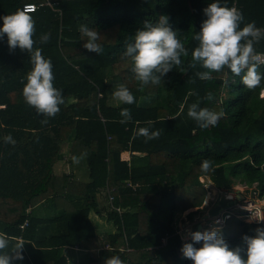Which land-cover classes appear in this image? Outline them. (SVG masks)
<instances>
[{
    "label": "trees",
    "instance_id": "16d2710c",
    "mask_svg": "<svg viewBox=\"0 0 264 264\" xmlns=\"http://www.w3.org/2000/svg\"><path fill=\"white\" fill-rule=\"evenodd\" d=\"M213 2L217 0H0V25L24 4L38 5L29 12L35 21L34 48L51 59L53 84L64 98L58 114L41 124L45 117L22 96L32 67L29 54L10 51L7 37L0 38V232L10 242H26L23 260L14 264H104L111 256L123 264H192L180 251L192 241L182 239L174 223L182 211L201 205L206 180L225 191L237 182H257L264 195V80L249 91L227 69L204 81L195 76L204 70L197 67L186 73L173 69L160 85L141 88L131 59L124 56L126 42L145 21L167 16L189 50V57H181L187 67L198 44L191 37L206 18L203 9ZM218 2L240 10L245 23L264 28V0ZM81 25L100 33L102 55L83 47ZM42 37L48 42L42 44ZM255 48L264 53V40ZM259 71L264 74V66ZM111 79L128 87L134 104L108 102ZM208 92L211 102L204 99ZM198 98L201 107L225 113L217 126L202 130L187 117L188 106ZM121 108L130 109V122H119ZM149 120L155 122L152 130L161 131L159 138L134 139L133 133L149 127ZM8 134L14 145L4 142ZM122 151L130 152L128 161L121 158ZM81 155L87 180L76 177L72 166L57 174L61 161L74 164L72 157ZM204 159L213 161L214 171L200 170ZM91 211L116 228L106 244L97 240ZM257 227L264 224L231 217L219 229L230 247H243L242 236L255 235ZM73 247L86 257L70 260L64 249Z\"/></svg>",
    "mask_w": 264,
    "mask_h": 264
},
{
    "label": "clouds",
    "instance_id": "9594fccd",
    "mask_svg": "<svg viewBox=\"0 0 264 264\" xmlns=\"http://www.w3.org/2000/svg\"><path fill=\"white\" fill-rule=\"evenodd\" d=\"M30 11L32 9L19 10L4 16L0 25V38L7 37L10 51L19 48L29 54L32 67L23 82L22 96L29 107L45 117L41 124H47L48 118L55 117L60 111L64 98L62 90L54 87L51 59L45 58L41 49L34 48L35 21ZM203 13L206 18L202 20L200 30L191 37L198 44L191 50L187 67L183 66L181 57H189V50L178 38L177 31L169 26L167 16H160L155 22L145 21L143 27L133 34L131 42H126L124 56L131 59L135 80L141 88L149 84L160 85L173 69L186 73L189 68L197 67L204 69L195 72L200 80L210 81L213 73L227 69L233 76H239L249 91L260 87L264 74L259 69L264 66V54L258 53L255 45L264 40V28L257 27L254 21L245 23L240 10L222 5L218 0L208 3ZM79 31L85 39L83 47L89 52L102 55L104 48L98 43L100 33L87 25H81ZM40 42L47 43L48 37H42ZM228 82L224 81L225 84ZM190 95L198 94L191 92ZM112 96L118 104L135 103L134 95L124 84L118 85ZM213 98L211 92L204 97L209 102ZM224 115L222 110L201 107L199 98L187 108V117L202 130L217 126ZM120 117V123L130 122V109L121 108ZM154 123L149 120V127H138L133 138L143 137L145 142L159 138L161 131L150 127ZM4 142L15 143L11 134L4 137ZM83 158V155L73 156L72 162L79 164ZM200 170L203 173L214 171L213 161L202 160ZM254 231L255 235L242 236L243 247H230L219 228L190 231L188 235L192 242L183 243L180 251L192 264H264V227H257ZM25 244L22 238L10 242L7 235L0 232V264H14V261L23 260ZM197 244L200 246L196 247ZM104 264H123V261L119 256H111L105 259Z\"/></svg>",
    "mask_w": 264,
    "mask_h": 264
},
{
    "label": "built area",
    "instance_id": "2783aa9c",
    "mask_svg": "<svg viewBox=\"0 0 264 264\" xmlns=\"http://www.w3.org/2000/svg\"><path fill=\"white\" fill-rule=\"evenodd\" d=\"M37 6L38 5L34 3H26L23 5L22 8L23 10L32 9L33 11L35 8H37ZM200 180L203 181V178L200 177ZM208 183L209 181L206 180L205 186L208 188V190L206 192V198L202 201L201 205L191 207L182 211L176 218L178 226L176 233H178L182 239L189 238L186 236V234H188L191 229H195L197 227L194 223H201L202 227L207 226L208 228H215L222 227L229 218L236 217L246 223L261 225L264 224L263 220H259L263 219L264 195L260 194L257 182H254L251 185H246L244 183L237 182V185L235 186V191H225L221 189H216L219 193L216 196V190H211L214 186H212L210 183V185L212 186L211 187L208 185ZM128 185H131L133 188L136 187V184L133 185L128 183ZM211 192L212 195L208 196V194H211ZM221 196H224L226 199L224 207H219L218 212L215 215H209L208 209L211 206L217 204ZM112 199L113 197L111 195H108L109 204H111ZM115 209L117 211H120V208L118 207H116ZM204 214H207V216L203 217Z\"/></svg>",
    "mask_w": 264,
    "mask_h": 264
},
{
    "label": "crops",
    "instance_id": "0c3cea01",
    "mask_svg": "<svg viewBox=\"0 0 264 264\" xmlns=\"http://www.w3.org/2000/svg\"><path fill=\"white\" fill-rule=\"evenodd\" d=\"M69 156L70 155L65 156L63 159L65 161H67L68 160L67 157H69ZM121 158L128 161L130 159V152L129 151H122L121 152ZM59 164H64V163H62V161H61ZM65 165H67V166L69 165V167L72 166L73 167V173L80 180H84V181L87 180V172H86L83 164L79 163V164L74 165V164L66 163ZM69 167H67L68 170H66V172H70ZM58 185L59 184H57V186ZM89 218L92 221V224L94 225L95 234H96L98 242L100 244H106V241H107L106 239H107L108 234L116 231L115 226L111 222H108L104 217H100V216L96 215L93 211L90 212ZM194 224L196 226L198 225V223H194ZM201 231H202V229H201ZM64 251L69 256L70 260L78 261V260H83L86 257L85 251L79 250L75 247L66 248V249H64Z\"/></svg>",
    "mask_w": 264,
    "mask_h": 264
},
{
    "label": "rangeland",
    "instance_id": "374dc122",
    "mask_svg": "<svg viewBox=\"0 0 264 264\" xmlns=\"http://www.w3.org/2000/svg\"><path fill=\"white\" fill-rule=\"evenodd\" d=\"M118 85H120L119 84V82L117 81V80H114V79H111L110 81H109V83H108V102L110 103V104H118V102L116 101V100H114L113 99V96H112V92L117 88V86ZM68 148H69V145H65V146H63L62 147V151H63V153H64V157L65 156H68V155H70L69 154V151H68ZM66 162H68V160L66 161ZM66 164V163H65ZM65 164H59V165H57V167H56V172H57V174H59V173H61L62 171H66V170H68V168H67V165H65ZM70 168V167H69ZM56 184H58V183H56ZM208 185L209 186H211L210 185V183H208ZM237 185V183L236 184H234V186H233V188H232V190H234L235 191V186ZM210 189V188H209ZM211 190H216L214 187H212V189ZM210 192V191H209ZM215 192H217V190L215 191ZM214 193V192H213ZM208 194V193H207ZM215 194V193H214ZM219 193L217 192L216 194H215V196L216 195H218ZM211 196L212 195V192H211V194L209 193L208 194V196ZM206 198V194H205V197H204V199ZM194 213H196V212H194ZM197 220H198V218H197ZM174 225H175V228H176V230L178 229V226H177V221H175V223H174ZM215 228H221V227H215ZM210 229H212V228H208L207 226H203L202 227V231L203 230H210ZM183 237H186V236H183Z\"/></svg>",
    "mask_w": 264,
    "mask_h": 264
},
{
    "label": "water",
    "instance_id": "95a60500",
    "mask_svg": "<svg viewBox=\"0 0 264 264\" xmlns=\"http://www.w3.org/2000/svg\"><path fill=\"white\" fill-rule=\"evenodd\" d=\"M225 203H226V199H225V197H224V196H221V197L219 198V200H218V203L215 204V205H213V206H211V207L208 209V214H209V215H215V214L218 212L219 207H224ZM206 216H207V214H204L203 217H206ZM201 227H202V224L199 223L195 229L193 228V229H191L190 231H200ZM186 236H187V237H190L188 234H186Z\"/></svg>",
    "mask_w": 264,
    "mask_h": 264
},
{
    "label": "bare ground",
    "instance_id": "6f19581e",
    "mask_svg": "<svg viewBox=\"0 0 264 264\" xmlns=\"http://www.w3.org/2000/svg\"><path fill=\"white\" fill-rule=\"evenodd\" d=\"M261 96H264V87L261 90Z\"/></svg>",
    "mask_w": 264,
    "mask_h": 264
}]
</instances>
